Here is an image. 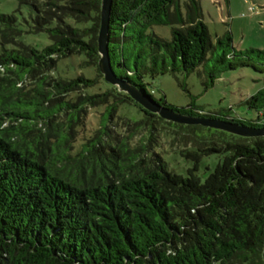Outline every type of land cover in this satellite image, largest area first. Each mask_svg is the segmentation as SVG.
<instances>
[{
  "label": "trees",
  "instance_id": "trees-1",
  "mask_svg": "<svg viewBox=\"0 0 264 264\" xmlns=\"http://www.w3.org/2000/svg\"><path fill=\"white\" fill-rule=\"evenodd\" d=\"M18 2L52 43H23L18 16L0 13V264H264V136L165 120L107 82L99 69L102 0ZM178 2L113 0L109 51L118 77L155 99L146 75L190 74L213 51L215 66L200 71L205 87L227 69L264 72L263 49L238 51L230 31L214 43L200 2L187 0L186 19ZM168 24L170 40L147 32ZM71 56H84L81 65L95 76H54ZM155 100L183 114L264 127L258 117ZM246 103L263 110L264 88ZM123 105L142 117H127ZM93 108H101L98 128L78 138ZM163 138L193 163L186 175L168 169L157 151H165ZM212 154L223 159L202 180L200 164Z\"/></svg>",
  "mask_w": 264,
  "mask_h": 264
},
{
  "label": "rangeland",
  "instance_id": "rangeland-1",
  "mask_svg": "<svg viewBox=\"0 0 264 264\" xmlns=\"http://www.w3.org/2000/svg\"><path fill=\"white\" fill-rule=\"evenodd\" d=\"M200 2L203 21L208 25L214 43L217 38L227 31L231 32L233 45L238 51L247 49L264 50V0H198ZM187 0H179L178 11L180 17L187 18ZM0 13L16 14L24 30L21 41L27 45L42 49L52 43L46 31L35 32L33 30L32 17L34 12L28 6L20 7L18 0H0ZM73 25V20H69ZM179 26V24H177ZM153 32L163 39L172 38V25H155L147 31ZM132 44V43H126ZM128 66H133L135 55L126 50ZM217 51L210 52L207 64L190 74L178 72L177 74L165 73L157 77L146 75L144 83L148 92L155 99H164L168 104L177 107L197 105L205 112H231L233 116L244 119L258 117L257 110L250 108L247 99L264 88V72L252 66H242L236 69H227L218 75L213 86L205 87L203 76L211 71L216 64ZM84 56H71L60 59L54 76L74 78L79 74L94 77L92 67L82 66ZM3 70V69H2ZM119 73L125 72V68L116 66ZM4 71V70H3ZM202 75H201V73ZM22 84V83H21ZM20 84V85H21ZM99 87L105 89L107 84L102 80ZM101 108L89 109L85 117V125L79 130L78 138L92 134L97 128ZM122 113L127 117L138 120L142 112L134 105H123ZM122 133L125 132L123 122ZM163 148L157 149L168 164V169L174 173L187 174V170L193 163L178 152H173V145L167 138L162 139ZM223 159L221 154H212L203 158L198 175L205 180Z\"/></svg>",
  "mask_w": 264,
  "mask_h": 264
},
{
  "label": "water",
  "instance_id": "water-1",
  "mask_svg": "<svg viewBox=\"0 0 264 264\" xmlns=\"http://www.w3.org/2000/svg\"><path fill=\"white\" fill-rule=\"evenodd\" d=\"M113 0H102L101 3V23L98 34V49L100 54L99 69L104 79L110 84L117 86L118 90L129 94V96L138 102L145 110L158 114L165 120L187 124L202 125L222 131H226L243 137H263L264 127H252L230 120L221 118H211L202 116H193L183 114L170 107L158 103L154 98L149 96L129 81L117 76L112 66L109 44H110V16L112 11ZM264 260V248H263Z\"/></svg>",
  "mask_w": 264,
  "mask_h": 264
},
{
  "label": "built area",
  "instance_id": "built-area-1",
  "mask_svg": "<svg viewBox=\"0 0 264 264\" xmlns=\"http://www.w3.org/2000/svg\"><path fill=\"white\" fill-rule=\"evenodd\" d=\"M258 118L260 123L264 125V109L258 113Z\"/></svg>",
  "mask_w": 264,
  "mask_h": 264
}]
</instances>
